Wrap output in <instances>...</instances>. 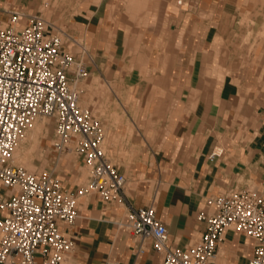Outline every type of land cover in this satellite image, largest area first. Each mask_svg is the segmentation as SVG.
<instances>
[{
  "label": "crops",
  "instance_id": "crops-1",
  "mask_svg": "<svg viewBox=\"0 0 264 264\" xmlns=\"http://www.w3.org/2000/svg\"><path fill=\"white\" fill-rule=\"evenodd\" d=\"M40 2L0 0V23L10 12H38ZM239 2L97 0L73 16L80 25L96 27L89 71L104 68L129 102H143L135 127L152 143L144 142L146 149L129 161L116 156L117 148L109 150L126 178L121 202H104L94 193L77 197L73 223H58L72 244L60 264H160L162 254L125 228L129 207L151 205L166 227L167 244L185 248L204 229L197 214L212 209L209 198L260 186L264 55L242 62L240 50L230 45L239 30ZM37 121L47 130V119ZM129 130L120 124L108 131L109 141ZM56 176L66 191L76 190L79 176ZM253 246L250 237L225 227L209 264H247Z\"/></svg>",
  "mask_w": 264,
  "mask_h": 264
},
{
  "label": "built area",
  "instance_id": "built-area-1",
  "mask_svg": "<svg viewBox=\"0 0 264 264\" xmlns=\"http://www.w3.org/2000/svg\"><path fill=\"white\" fill-rule=\"evenodd\" d=\"M47 26L38 12H10L0 23V263L60 264L72 244L58 223H73L77 197L94 193L104 202H121L126 182L106 154L99 121L78 106L70 86L88 75L87 65ZM35 117L52 121L54 151H72L83 166L74 192L51 170L30 172L12 163L11 149ZM207 204L212 209L197 214L204 229L185 248L167 244L166 227L151 205L129 207L124 225L140 244L149 242L162 254L160 264H209L228 226L253 240L247 264H264V180L258 188H235Z\"/></svg>",
  "mask_w": 264,
  "mask_h": 264
},
{
  "label": "rangeland",
  "instance_id": "rangeland-1",
  "mask_svg": "<svg viewBox=\"0 0 264 264\" xmlns=\"http://www.w3.org/2000/svg\"><path fill=\"white\" fill-rule=\"evenodd\" d=\"M97 0H41L37 7L38 14L47 22V28L56 33L63 42L65 50L94 69L93 61L96 58L92 50V38L95 37L96 27L88 28L77 22L81 21L73 16L80 9L85 8L90 2ZM238 18L235 27L238 32L233 35L230 45L240 50L239 56L242 62L250 61L256 57L261 60L264 55V0H240L238 6ZM257 54V56H256ZM103 68V67H101ZM110 75L105 69L101 73L89 71L88 75L70 86L77 91V104L81 108L88 109L99 121L103 134L106 154L111 148H117L116 156L122 161L137 157L141 150L146 149L144 142L152 143L145 138L144 132L135 127L136 110L141 108L143 102L134 100L129 102L124 97L119 83L108 80ZM131 118V121H130ZM47 119V118H45ZM47 130L41 129L39 121L25 134H32L31 138L23 145L19 152L15 149L11 154V161L16 165L24 166L28 171V165L32 166L30 172L51 170L54 174L64 176L74 175L78 177V183L85 174L83 166L75 158L72 151L63 150L55 152L51 147L53 133L52 121L47 119ZM128 124L130 132L124 136L116 135L109 141L108 131H114L120 124ZM44 136V134H46ZM15 152V153H14ZM68 155V156H67ZM128 165V162H124Z\"/></svg>",
  "mask_w": 264,
  "mask_h": 264
},
{
  "label": "bare ground",
  "instance_id": "bare-ground-1",
  "mask_svg": "<svg viewBox=\"0 0 264 264\" xmlns=\"http://www.w3.org/2000/svg\"><path fill=\"white\" fill-rule=\"evenodd\" d=\"M39 119H45V117H35L32 122L30 123V125L26 128V130L22 133V135L16 140V142L14 143L12 149H11V152H10V157H11V154L13 152V150L15 149L16 152H19L20 149H22L23 145L25 144V142L28 140V138L32 136V134H25V132L30 129L33 124L35 123L36 120H39ZM67 151H70V150H67ZM68 156V155H67ZM11 159V158H10ZM13 163V162H12ZM22 166V165H20ZM24 167V166H22ZM25 168V167H24ZM26 169V168H25ZM27 170V169H26Z\"/></svg>",
  "mask_w": 264,
  "mask_h": 264
}]
</instances>
